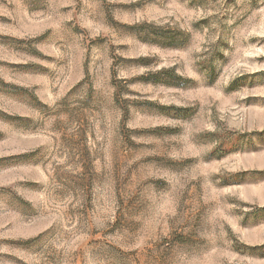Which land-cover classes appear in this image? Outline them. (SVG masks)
Masks as SVG:
<instances>
[{"label": "rangeland", "instance_id": "1", "mask_svg": "<svg viewBox=\"0 0 264 264\" xmlns=\"http://www.w3.org/2000/svg\"><path fill=\"white\" fill-rule=\"evenodd\" d=\"M0 264H264V0H0Z\"/></svg>", "mask_w": 264, "mask_h": 264}]
</instances>
